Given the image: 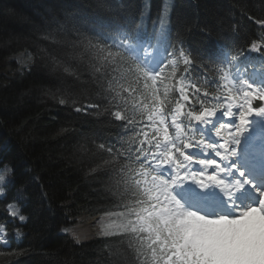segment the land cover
<instances>
[{"label":"trees","instance_id":"16d2710c","mask_svg":"<svg viewBox=\"0 0 264 264\" xmlns=\"http://www.w3.org/2000/svg\"><path fill=\"white\" fill-rule=\"evenodd\" d=\"M5 3L20 7L30 26L0 21V70L21 51L33 63L14 80L0 79V161L15 169L0 198V224L11 236L0 244V264H163V230L152 219L132 222L145 202L141 158L155 136L148 134L155 83L120 43L170 20L172 43L211 74L216 52L264 55V0ZM175 77L172 86L162 82L170 106L180 104ZM16 199L25 223L9 215ZM105 215L115 221L97 237L74 242L64 232L81 216Z\"/></svg>","mask_w":264,"mask_h":264},{"label":"rangeland","instance_id":"374dc122","mask_svg":"<svg viewBox=\"0 0 264 264\" xmlns=\"http://www.w3.org/2000/svg\"><path fill=\"white\" fill-rule=\"evenodd\" d=\"M5 1L8 2V0H2V4H0V21L2 23L4 21H9V24L15 23L17 26H22L23 28L30 26V21L22 17L24 15L22 13V9H20L19 7L17 9L19 11H15L16 9L12 7L11 4V9H8ZM26 5H23L22 2L19 4V6L23 8H26ZM4 29L5 27L3 29L0 27V34H6V29ZM145 53H150L149 48H145L141 52L140 57L145 55ZM148 56L149 55H147L146 57ZM6 62L8 64L6 68L4 70H0V79L4 76L8 80H14L17 73H22L23 71H26L30 68L33 63V58L27 51H21L19 53L8 56ZM168 63L171 67H173L175 65V58L171 56V59L168 61ZM150 65L154 68H157L159 66V61L154 60ZM164 71L169 72L171 70L165 69ZM238 104H241V100L238 102ZM241 108L242 105H238V109L240 110ZM248 115L249 111L246 116ZM214 117L220 118L219 116ZM221 123L224 122L222 121ZM159 124V129H161L162 132L161 136L163 140L166 141L164 142L166 143L164 149H166L167 143L171 142V137L174 133L179 132L180 127L175 119L167 118L163 114L159 116ZM214 124V121L209 120L207 122L198 124V127L200 129L202 127H212V125ZM230 127L233 128V130L229 131L227 129L226 133L230 135L231 139L229 140L231 142L232 140H234L235 142L234 155H231L228 152V149L225 148L226 146H219L222 143L218 145V149H208L215 143V141H218L219 139L214 140L210 138L209 132L205 130L204 133L206 135V142L197 143L196 148H198L200 153H194V155L192 156L198 159H202L205 157L208 158L207 165L214 164L213 159L215 158L223 160V158L226 156L233 161L237 160V158H239V155L237 154L239 145L237 144V142H239L242 136L238 135L239 132L236 131L234 125H231ZM258 131L259 130H255V132ZM248 136L253 135L248 134ZM227 144L230 145L228 141H225V145ZM231 145H233V143ZM259 149L260 147L258 148V150ZM218 150L221 154L215 155ZM162 152L164 154H160L158 159L162 160L163 162H157L158 179L155 183L156 192H154L152 195V199L155 203H157L158 206L154 208V210L152 211V215H155L161 221V224L172 230L175 243L180 245V247L176 249V255L178 259L182 261V264H227V262L222 260H213L212 257L216 255H226L233 248H237L243 251L245 248L249 247V240L257 232L258 228L264 229V219H262L261 221H257L254 218L255 213H259L260 217L264 218V199L260 202L259 207H256L254 210L245 215H242V217H238L235 220L229 219L228 215L220 213H216L211 216L204 215L201 212H198L197 214H194V211L183 212V210L178 207H182L181 203L184 192L182 193V196L178 198V203L173 204L172 201L167 198L168 196H170L171 198V195L168 191V189L170 188V183L174 182L175 184H180L179 186L182 187V182L185 181L188 177L194 178L196 175H198L199 173H203L204 171H209L211 173V169L209 167L206 168L205 166L195 164L188 158H185L183 160L179 159L180 153L178 151L171 155L163 150ZM169 166L172 168V171H167V169H169ZM170 172H174L172 178L170 177ZM212 173L216 177L221 175L220 170H215ZM10 174V167L7 171H5L3 168L0 169V175L10 177ZM0 188H4L3 181H0ZM218 190L222 193L230 192L231 190H233V186L230 183H225L223 179L218 184ZM180 193V190H177L176 188L172 193V197L173 195L176 196V194L180 195ZM21 209L22 206L19 200L16 199V201H14L13 204L10 205L9 212L14 213V215L11 216L19 220L18 217L23 216L21 214ZM247 210L248 209H246L244 212H246ZM234 211L235 210H233L230 214L235 215L236 213ZM111 220L113 222L115 221V218L110 219L106 215L95 217L81 216L74 225H70L69 227H67L65 229V232L69 234V238L72 241L84 242L91 238L97 237L102 233H105L107 226L112 227L111 224L108 223ZM25 221L26 217L23 222ZM113 226H116V224H113ZM2 228H0V234H2L0 236L4 241L6 232L5 228ZM19 236L20 234H17V237ZM249 254L251 255L253 253L249 251ZM235 264H264V260H249L246 262L237 261L235 262Z\"/></svg>","mask_w":264,"mask_h":264},{"label":"snow or ice","instance_id":"6c2138e0","mask_svg":"<svg viewBox=\"0 0 264 264\" xmlns=\"http://www.w3.org/2000/svg\"><path fill=\"white\" fill-rule=\"evenodd\" d=\"M146 55H151V53H145ZM61 104L64 103L63 100L60 101ZM255 107V106H254ZM76 111H80V108H77ZM243 123V120H242ZM0 168H3L5 171L8 170L9 166L7 164H5V162L0 161ZM233 170H236L239 172V177L243 178V182L239 184V188L237 189L236 192L242 190L244 188L245 185H250L253 188H257L255 184L251 183L250 181H248L246 179V177L244 176V172L240 171L239 169H237L236 165H233ZM11 171L14 175L15 173V169L14 167L11 168ZM10 177H5L3 175H0V181L4 182V188L0 189V197L6 196L7 195V185L9 182ZM203 187H207V185H203ZM257 194L260 196H264V189H257ZM234 195V193L229 194V198L231 199V197ZM259 202H257L256 205L253 206L252 209H249L248 211H252L254 210L256 207H259ZM230 208H236L237 210H235L234 212L236 213L235 215L229 216V219L235 220L239 217L240 215V211H239V206L237 205H232L229 204ZM9 215H14V213H9ZM18 219L23 222L25 220L24 216H19ZM5 231H7V229L5 228ZM2 235V234H0ZM4 243L7 244L8 240L7 237H4ZM180 247L179 244L175 243V241L169 242V241H164L160 244V257L162 259L163 264H182V261L178 259L177 255H176V249Z\"/></svg>","mask_w":264,"mask_h":264},{"label":"bare ground","instance_id":"6f19581e","mask_svg":"<svg viewBox=\"0 0 264 264\" xmlns=\"http://www.w3.org/2000/svg\"><path fill=\"white\" fill-rule=\"evenodd\" d=\"M255 138L256 137H254V136H248V138L244 139V143H243L244 145H247V149L245 151H243V154H244L243 156H244L245 160L242 161L241 165H242V167L245 168V173H247L246 174L247 178H249L250 177L249 174L252 173V172H249V170H251V169L256 170L259 167H263L264 166V138L263 139H260V138L259 139H255ZM261 138H262V136H261ZM259 147H260V149L258 150ZM250 148H254L255 150H258V151L262 152V157L259 154L253 155L249 151ZM243 149H244V147H243ZM225 165L227 166V162H225ZM230 173H231V171H230ZM233 177H238L236 172H235V174H233ZM242 182H243V180H240L238 182L234 181V183H235L234 186H235L236 190L239 188V184L242 183ZM251 182H253V180ZM246 189H249V191H246ZM239 192H241L242 199L243 200L245 199V202H243L240 199H239V202L237 201L240 211L250 208L252 204L249 201L250 199H249L248 195H254L255 193H257V191L254 192L253 188H251L250 185H245L244 188L242 190H240ZM203 208L207 212L212 211V209H210L208 207V203L207 202L204 203ZM217 211H224V209L222 207H219V208H217ZM229 213H231V212H229Z\"/></svg>","mask_w":264,"mask_h":264},{"label":"clouds","instance_id":"9594fccd","mask_svg":"<svg viewBox=\"0 0 264 264\" xmlns=\"http://www.w3.org/2000/svg\"><path fill=\"white\" fill-rule=\"evenodd\" d=\"M254 218L257 221H261L259 213L254 214ZM251 251L253 254H249ZM206 258V257H204ZM213 260H222L227 262V264H235V262H246L249 260H264V229H259L250 238L249 247L245 248L243 251L237 248H233L226 255H216L212 257Z\"/></svg>","mask_w":264,"mask_h":264}]
</instances>
